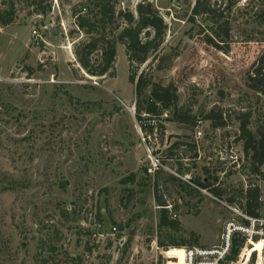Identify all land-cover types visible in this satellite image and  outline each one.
Segmentation results:
<instances>
[{"label": "rangeland", "instance_id": "rangeland-1", "mask_svg": "<svg viewBox=\"0 0 264 264\" xmlns=\"http://www.w3.org/2000/svg\"><path fill=\"white\" fill-rule=\"evenodd\" d=\"M143 1L168 30L137 78L175 86L178 110L196 117L178 122L167 111L145 142L125 47L104 77L88 75L75 56L74 45L89 40L77 16L95 19L93 0H0V264H214L230 223L246 229L231 236L244 245L236 261L220 264H257L251 241L263 247L264 264V218L245 226L241 195L258 187L264 216V165L252 171L240 133L249 111L251 130H264V96L247 84L264 53V2L226 11L230 38L221 35L217 48L205 39V17L190 18L198 0L111 3L136 12ZM234 2L211 0L221 9ZM212 111L224 127L207 119ZM157 196L180 222L182 249L158 230Z\"/></svg>", "mask_w": 264, "mask_h": 264}, {"label": "trees", "instance_id": "trees-1", "mask_svg": "<svg viewBox=\"0 0 264 264\" xmlns=\"http://www.w3.org/2000/svg\"><path fill=\"white\" fill-rule=\"evenodd\" d=\"M111 1L93 0V5L98 10L95 19L84 15L77 16L76 14L78 28L89 35V40L74 45V53L81 68L93 77L108 75L114 68L117 46L121 44L125 47L130 66V82L136 84V110L138 122L141 123L143 131L153 133L155 129H158V120L167 111H173L178 122L194 123L196 117L178 110V91L175 86H164L154 82L143 73L137 78V68L147 63L164 44L168 24L160 11L149 1L138 3L136 12L130 10L120 11L116 9ZM237 4V2L228 3L224 9H221V6L216 7L217 4H212L211 0H198L196 2L190 18L195 20L197 17H205V21L211 24L210 30L212 33L205 37L208 44L221 48L218 42V39L222 38L221 35L230 38L231 22L225 17V12L231 13ZM250 6L251 4L245 8H250ZM86 10L87 7H84V11ZM262 11V18L264 19V9ZM110 28L111 30H109ZM96 52H99L100 55L97 59H94L93 55ZM247 84L256 94L264 96V53L252 67ZM251 118V111L243 113L240 117L241 140L244 142L246 154L251 155L252 171L262 174L260 168L264 165V130L259 127L256 132L252 131L250 128ZM207 119L211 120L216 128L225 126L222 115L218 116L214 111L207 115ZM198 184L204 189L207 188L205 183L199 181ZM212 190L217 197L224 195V191L220 188ZM241 195L246 200L242 208L245 216L256 220L263 219V203L259 188L256 186L249 188ZM156 200L161 207L158 230L161 232L168 231L170 245L175 249H182L187 245L182 238L177 239L175 234L180 228V222L173 218L172 212L167 208L166 201L159 196ZM229 201L231 203L235 202L233 197ZM243 224L249 227L251 222L245 219ZM262 229L264 230V228ZM192 236L197 238L195 233H192ZM258 242L252 241L253 248L249 251L251 254L254 252L252 255L253 260H255V252H258L257 264H262L263 247L258 245ZM243 245L244 240L240 242L234 235L226 260L236 261ZM161 246H164V243H161ZM43 263L48 264V261H43Z\"/></svg>", "mask_w": 264, "mask_h": 264}, {"label": "built area", "instance_id": "built-area-1", "mask_svg": "<svg viewBox=\"0 0 264 264\" xmlns=\"http://www.w3.org/2000/svg\"><path fill=\"white\" fill-rule=\"evenodd\" d=\"M259 1V0H257ZM251 4V0H238V6H248ZM36 34V32H35ZM139 123V122H138ZM139 127L141 129V131L144 133L145 131H143V128L141 126V123H139ZM142 133V139L143 141H151L152 137L156 139V137L158 136V129H155L153 133H147L145 132V134ZM147 152L149 154V157H150V161H151V165L148 169V172L150 174H154L158 169H159V165H160V162H159V159L154 155L155 154V147L154 146H147ZM245 218H247L249 221H252V223L254 222H257V221H260V220H256V219H251V218H248L245 216ZM245 231L246 232V229H244L243 227H240V226H236L235 224L233 223H230V230L228 231V235H227V240H226V243H225V246L220 250L218 251V253H216V255L218 256L217 259L214 261V264H220L228 255L229 251H230V247H231V243H232V239H231V236L233 234L234 231ZM262 234L264 235V231H262Z\"/></svg>", "mask_w": 264, "mask_h": 264}, {"label": "bare ground", "instance_id": "bare-ground-1", "mask_svg": "<svg viewBox=\"0 0 264 264\" xmlns=\"http://www.w3.org/2000/svg\"><path fill=\"white\" fill-rule=\"evenodd\" d=\"M252 242V241H251Z\"/></svg>", "mask_w": 264, "mask_h": 264}]
</instances>
